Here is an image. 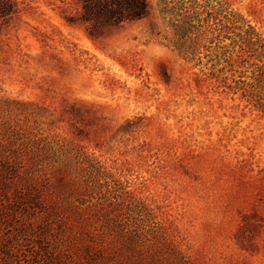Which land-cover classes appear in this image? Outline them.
Masks as SVG:
<instances>
[{"label": "rangeland", "instance_id": "1", "mask_svg": "<svg viewBox=\"0 0 264 264\" xmlns=\"http://www.w3.org/2000/svg\"><path fill=\"white\" fill-rule=\"evenodd\" d=\"M6 1L0 264H264V112L228 86L264 0Z\"/></svg>", "mask_w": 264, "mask_h": 264}, {"label": "trees", "instance_id": "2", "mask_svg": "<svg viewBox=\"0 0 264 264\" xmlns=\"http://www.w3.org/2000/svg\"><path fill=\"white\" fill-rule=\"evenodd\" d=\"M82 8V15L87 18L101 16L120 22L122 19L135 21L148 18L149 8L145 0H77ZM171 2L174 3L173 0ZM192 2V0H188ZM184 4V1L181 0ZM219 7L222 5L219 3ZM10 7L6 0H0V17L8 15ZM163 13H166L165 9ZM191 19V18H190ZM189 18L183 19L179 25L175 26V35L180 45L181 40L185 36V30L193 28V20ZM229 20H219L215 23V27H210L209 33L211 35L224 33V38L231 40V44L236 41L232 40L228 33H231L230 26L227 24ZM240 37L235 34L234 37ZM256 36V35H255ZM253 37L248 33L247 37H243L245 47L238 46V57L241 62V67L244 69L243 73H249L248 80H233V86H229L234 93H240L241 98L252 104L264 112V41L256 36ZM218 37V35H216ZM229 37V38H228ZM253 38H255L253 40ZM240 45V44H239ZM228 54V48L223 47L222 55ZM226 78H223L225 80ZM225 84V82H223ZM227 86V87H228Z\"/></svg>", "mask_w": 264, "mask_h": 264}]
</instances>
